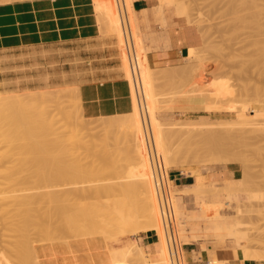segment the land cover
<instances>
[{
  "label": "rangeland",
  "instance_id": "obj_1",
  "mask_svg": "<svg viewBox=\"0 0 264 264\" xmlns=\"http://www.w3.org/2000/svg\"><path fill=\"white\" fill-rule=\"evenodd\" d=\"M94 1H95L97 10H99L98 11L99 16L101 15L100 16V18H101V41L103 44L101 49H102V51L103 50L105 51V54H108V55H105V58L101 61H104V63H108L110 65H113L114 66L113 71H117V72L121 73L122 77L125 80H128L127 77L129 76V72H127V71L129 70L128 69L129 68V64H128L129 62L126 58V54L124 51L122 31L120 28V33L116 34L117 31L114 30L116 27L113 28L115 26V24H117L116 21L120 20L119 19L120 16H118V20H115L116 17H114L115 15L112 14L111 7L108 8L109 4L107 6L106 0H94ZM178 1L188 3L187 7L189 6L188 8H190L188 10L189 11L192 10L191 13L188 11L189 16L180 19V21L182 22V24H184V26H187L188 28L192 29L193 34L195 36V42H194L193 46L190 48L189 54L193 53V51H194V53H195V51L197 53H195L193 55L191 54L192 56L191 55H189V56H191V57H195V56L200 57L201 56L202 57L204 55L202 57V59H204V57L207 58V59H205L208 61V63L206 64L207 69H205V77L206 78H205L204 84H206V87L207 86H208V88L210 87L211 88L210 90H213L212 87L214 88V86H215L214 89L216 90V88H217V90L219 91L220 97L211 99L209 101L205 100L204 102L198 101V100H193V99H191V97H189L190 100L187 99L189 96L188 94L191 90V85L188 84V83H190L189 77H187L186 74H184V73L182 75V71H181V73L177 72L178 69L181 68L185 63L182 66L175 68V69H173V68H162L165 71H161L157 68L152 67V69L155 72L157 71V75L159 74L157 76V78L159 79V80L157 79V86H158V90L159 91L161 90L160 93H163V94H160L163 96L162 97L163 100H162V105H159V106H161L164 111H162L163 115H160L157 113H151V112L146 114L145 109L143 108L144 109L143 112H145V115H147V117L150 120L159 121L163 124H167L170 127L175 126L176 123H180V124H186V123L187 124H189V123L195 124L196 123L195 126L205 125L209 129H215L218 132L222 133L221 136L223 138L227 139L228 141H230L231 144L234 143L233 145H235V146L230 144L231 146L229 145V148L232 147L234 150V147H235V150L233 152H230V153L226 152L229 154L230 157L227 154L226 155L229 158H231L233 156L235 157V155H237V159H235L236 157L234 158L235 160L231 159L233 162L232 163L227 162L228 164H225L226 161H224L225 163L224 162L223 163H217V164L200 163L199 165L196 162H194V163L193 162L192 163H183V164L181 163L178 165L179 167H177V168L162 169L160 176H159V172H158V169L156 166V168H155L156 175L158 173L159 178L161 177L160 185L162 183V185L164 186L166 191H168L167 187H169V185H171V189H172L173 193L176 195V197L181 198L184 206H186L189 209H193V205L189 199L190 197L187 195L188 191L182 190L181 188H178V187H173V184H171V180L169 178V175L171 173H184L185 177H188L187 174L189 173V171H190V174H193L192 173L193 171H194V174H197V172L200 169L201 173H203V174H208L209 172L216 173L215 180L217 182H221V180L225 179V178H227V179L232 178L230 183L234 184V187L231 186L230 188H225L226 184L220 183V185L217 187V189H220V190L212 191V193H221V194L225 195V199L227 200L226 201L227 203L222 202V203L218 204L215 207L217 212L215 215H213V217H207L205 219H202V221H205L206 226H208L214 230H213V233L210 237V236H207L206 228H205L206 226L205 225L201 226L200 228H201L202 234L197 238V240H200L198 243H201L203 245V247H206L207 249H210L213 252L217 251L219 249H227V250H231L233 252L242 253L243 258L245 257L244 259H250V258H257L258 259V258H260L258 260H264V133L259 134V135H248V131L250 128L264 129V0H216V1L215 0H178ZM104 2H106V3H104ZM158 3L160 5H166V6L172 7L173 10L177 11L178 5H177V2L175 0H158ZM163 3H168V4H163ZM99 4L102 5L101 6V8L103 7L102 9H100ZM103 4L105 5V7ZM123 4H124L125 12H127L129 14L131 12V10H133L132 3H130V1H128V0H123ZM192 5H193V7H191ZM121 8H122V5H121ZM109 9H110V12H109ZM100 10L102 12H100ZM102 13H103V15H102ZM190 14H191V16H190ZM200 15H201V17L199 18ZM111 16H112V18L114 17L113 18L114 23H113V19L110 18ZM107 19H109V20H107ZM137 19H138V22L140 24L141 21H140L138 15H137ZM201 19H202V22H201ZM129 20H130V26L132 29V34H133L134 39L136 41L137 52L139 53L141 50L140 43H142V46H144L145 48H147V47L145 44H143V41L141 38L142 35L139 34V28H137L135 26L134 22L132 21V15H129ZM113 24H114V26H113ZM120 24L121 23H119V25ZM120 27H121V25H120ZM111 31H113L115 33L111 32ZM91 49H92V47H85L84 46L83 48H78V50L70 51L66 45H59L58 47L34 49V50L27 51L24 53H19V55H3V56H0V99L3 100L5 97L9 98L11 95H12L11 98H15V97L19 98V97H23L22 95H24V94L27 96H29V95L31 96V94H32V96L33 95L38 96V94L39 93L41 94V92H42V94L43 93H47V94L49 93L46 96L44 95L45 98L42 94L39 95V96H43L42 100H41V97H37L36 99L33 97L34 98L33 99L31 96V98L33 99L34 102L31 101L30 97H27V99H26V96H25V99L23 100V102L25 101L28 103L31 101L32 102L31 104L34 103V105L33 106L31 105L30 107H33V109H36L37 110V111L35 110L36 112H39L40 108H43V109L45 108L44 111L48 110L45 113L49 112V114L51 116H54V118L59 120L61 123H63V121L66 120V116L68 115L69 111L72 112V113H69V115L71 114V118H72L71 122H73V123H75V125H77L76 129H78L80 127L79 128L80 132H78V133H80L79 135H80V137L82 136L81 137L82 139L84 137H86V139H88L86 149L88 150L89 149L88 146L89 147L91 146V148L88 151H92L90 153L86 152L84 150L85 147L83 146V144H81L82 146H80V145L76 146L75 147L76 153H75V155H73L74 159L76 158L79 160L82 158L83 163L85 162L84 165L86 164V166L91 165V164L94 165L95 163H96L95 165H98L99 162L103 161V160H100L103 158L100 157V159H99V157L97 156V155H99V153L98 154L96 153V152H100V155H102V156L105 155L104 159H105V157L106 158L108 157V158L106 159V161H104L103 164L101 163L100 165H98V168L101 165L105 166V164H106L105 162H107V160L109 161V163L107 162V164H111V168H112V169L110 168L111 169L110 174L111 173L112 174L109 175L108 171L106 173L105 170H107L110 166L106 165V168L108 167L107 169L104 166H103V168L101 166L100 169L101 168L104 169V171L103 170H101V171L103 173H106L104 175H103V173H101V174L103 176L107 175V177H108V175L110 177H112V175H113V176H116V177H114L115 179L119 177L118 181L120 180L122 182V180L123 181L125 180L124 182H126L128 176L129 175L131 176L132 172L127 171L125 169V167H124L125 162L123 163L121 160L124 157L123 153L121 152L122 151L121 147H125V145H123V143H122V145L120 146L121 150L119 151V148H118L119 145L116 143L117 141L115 139V136L114 137L113 136H110V137L106 136L105 137L106 134L104 133L106 130H112L115 133V130H117L116 127H118V126L117 125L111 126V120H112V122H113V120H115V121H117V119L119 120L118 116L106 117V118L102 117V118H98V119H87L84 117L82 109H81V98H80V92H79V85L82 82H84L88 77H93L97 73V70L95 69L94 64L97 63L98 60L97 59H90L89 56H95V54H98V53H94L95 51L92 52ZM86 51H88V52H86ZM151 51H153V50L150 49L147 53L149 54V52H151ZM92 54H94V55H92ZM92 58H96V57H92ZM148 62H149V60H148ZM126 66L128 67L127 69H126ZM125 74H127L128 76L126 77ZM158 83H160V84H158ZM159 85H163V86H159ZM169 85H170V87H169ZM164 88H168L170 93H169L168 89L164 90ZM173 88H174V90L175 89L176 90L174 91ZM184 89H186L187 91L189 90V91L187 92ZM163 91L167 92L168 95H164ZM181 91H182V93L183 92H185V93L182 94ZM167 93H165V94H167ZM174 93H179V94H177V95H179V97L177 95H175ZM185 94H187V98H186ZM171 95L173 98H171ZM174 95H175V97H174ZM181 95H185V97H183ZM166 96H168V97L170 96V98H168ZM28 98L30 99V101H28ZM38 98H39V100H38ZM52 99H53V101L58 100V102L55 101L53 103ZM166 99L168 100V103H167ZM182 99H183V101H182ZM185 99H187V101H188V102L186 101L187 104H186V102H184ZM163 101H164V103H163ZM172 101H173V104H172ZM23 102L22 103L19 102V105H16L18 103V101L15 103L12 102L10 104L14 103V105H16V106H14V105L11 106L9 104L11 107H8L7 104H3V105L0 104V109H1L0 110V115H1L0 123H2V124L5 123L4 125H6L8 123V122L7 123L5 122L6 119L5 120L2 119L3 116L6 115L3 112H6V113L9 112V113L17 114V112L20 111L21 107H23L25 105V104H23ZM35 102L36 103L38 102V103L36 104ZM48 102H51V103H48ZM60 103H61V105H59ZM21 104H23V106H21ZM46 104H48V105H46ZM171 104L173 107L171 106ZM29 105H30V103L26 104L23 107L22 111L23 112L27 111L24 108L26 106L29 108ZM36 105L38 106V109L36 108L37 107ZM40 106H42V107H40ZM60 106L62 108V110L60 111L61 113L58 112L61 109ZM164 106H166V108ZM14 107L15 108L17 107L16 110ZM27 107H26V109H28ZM47 107H49V108H47ZM11 108H13V110ZM18 108H20V109H18ZM65 108L67 111L65 110ZM171 108H173V109H171ZM10 109H11V111H10ZM40 110H42V109H40ZM64 110L68 113H66V112L64 113L63 112ZM2 114H4V115H2ZM49 114H48V116H50ZM73 114H74V116H73ZM62 115H64V116L66 115L64 119H62L63 118ZM121 116L123 117V115H120V117ZM68 118H70V117H68ZM68 118H67V120H69ZM57 120L54 121L56 124L55 127H59V124H60L59 121H57ZM75 121H77V122H75ZM102 123H104V124H102ZM108 124H109V126H108ZM113 124H114V122H113ZM116 124H118V123H116ZM103 126L105 127V129L107 126L108 127L106 130H104ZM112 127H114L115 129ZM60 129L57 131L63 132V131H60ZM81 129H82V131H81ZM77 131H79V130H77ZM112 131H110L109 133H113ZM82 133H83V135H82ZM101 134L102 135L104 134V135L101 136ZM121 134L122 133H119L120 136H121ZM66 136H67V137H65L66 140L69 136H70L69 138H71V135L69 133H67ZM92 136H93V138L95 137L94 138L95 140L92 138ZM100 136L102 138L97 139ZM104 137L107 140H105ZM109 138H111V139L109 140ZM89 139H91V140H89ZM113 139H115V140L112 141ZM173 139L174 140L172 143L176 144L178 139H182V136H175V137H173ZM98 140H100V141H98ZM93 141H95V143ZM149 141H150V149H151V152L154 156L153 142L150 138H149ZM0 142H3V141L0 139ZM67 142H64L63 144H61V146L59 145L56 148L59 150L61 148H62L61 150H66L67 147L68 148L71 147L70 144H67ZM65 143L69 146H67ZM69 143H70V141H69ZM3 144H4V142H3ZM88 144H90V145H88ZM93 145H95L94 146L95 149H94ZM43 147H45V149ZM42 148L43 149H41V147H39V150H38V148L36 149L39 152L38 155L44 154V150L46 152L47 149H49L46 146H42ZM78 148L79 149L82 148L80 150L83 152L79 151ZM117 148H118V150H117ZM232 148L229 151H232ZM5 150H6V148L3 151H5ZM95 150H97V151H95ZM15 151H16V148H15ZM15 151L14 152L10 151V156H12L11 152H13L14 156H16L15 154L18 153L19 150H17V152H15ZM102 151H103V153H102ZM111 151H113L114 153H112ZM116 151H118L117 152L118 154L115 153ZM33 152L34 153H31V154H35V153L37 154L36 151H33ZM79 152H80V155H79ZM235 152H238L239 154L238 153L235 154ZM86 153L90 154V156ZM111 153L114 157H110ZM114 154H116V155H114ZM95 155H96V157H95ZM238 155H240V157ZM34 156L35 155H29L27 160H25V157L23 158L25 160V167L26 168L24 167V164H20L22 161L20 163H18V165H17L16 160H15L16 162L13 161L14 163H16V164H14V166H16V167H14V166L11 167L9 165L10 164L13 165L12 162H9V164H7L8 166H5L6 162H5V160H3L4 163L2 162V165L5 164L4 165L5 168H3L4 166L2 168L0 167V171L3 172V170H6L7 173H0V176H1V174H3V177H4L2 180L1 179L2 176H1L0 181H2V182L5 181V182H3V183H5V185H3V186H5V188L2 187V190H4V189L8 190L9 188H7L6 183H8L10 181V179L13 180L12 179L13 176L17 177L19 172H21L22 178L27 179L24 181V185H22L24 187L19 186L20 188L26 189V192L24 194H28V196L29 195L32 196L31 194H33V193H34L33 195H35L38 192H40V194L44 193V195H45L44 197L41 196L39 193L38 194L41 196L40 200L43 197V201L47 202L46 201L47 199H49V201H52V200H50V198L53 196L58 197L57 195L56 196L54 195L55 193L58 195L59 194L63 195L67 191L72 189L73 186H71V185H69L68 187H66V186L68 184H72L73 181H76V182H74V184L76 183V186L74 187L75 189L74 190L72 189L73 191L71 190L74 193V191L76 190L77 184H79V183L83 184L84 182H87L89 179H90L89 180V182H90L93 175H94L93 176L94 180L93 179L92 180L94 182L96 181V183H98L99 182L98 179L99 180L101 179V175H98L101 172L100 170L94 169V172L100 171L97 174H95L96 172L93 173V170H90V171H92L93 175L92 174L85 175V178H84V175L82 176V178H81V175H79L80 178H77L78 177L77 175H75L76 177H74L70 174H69V177L66 178L67 176L65 177V175L62 174L63 173L62 171L56 170V167H57L56 165L59 166L61 163L64 164L67 162L69 165V162L73 160L72 157L70 158V160L67 158L69 160V162H68V160H66V158L63 159V158H60L59 156L57 158L47 159L46 156L41 155L42 156L41 160L44 158L45 160L43 159V161H45V162L43 164V167L37 168V167H35V166H38L37 157H34ZM241 156H243L244 159ZM8 157L5 156L4 158L8 159ZM17 157H18V155H17ZM88 157H89V159H88ZM119 157H121V158H119ZM96 158H98L99 160L97 159V161L95 162ZM110 158L113 160V163H115L117 161L119 163H121V170H122V165L124 164L123 167H124V170L126 172L123 170L121 171L124 176H122V174L119 175L120 171L118 173L115 172V169L112 167L113 164L110 163V161L112 162V160H110ZM115 158L117 161L115 160ZM11 159L13 160L14 158H12V157L9 158L10 161H11ZM32 159L34 160V162L32 161ZM51 159H53L50 162V163H52V165H51L52 167L49 166L50 165L49 161ZM240 159H242L243 161ZM17 160L19 162V159H17ZM119 160H121V161H119ZM38 161H39V159H38ZM27 162H29V163L31 162L35 166L31 163L26 164ZM73 162H74V160H73ZM77 162H79V161H77ZM81 162L82 161H80L79 164H81ZM87 162H89V163L87 164ZM40 163L41 162H39V164ZM67 163H66V165H67ZM83 163L81 165H83ZM245 163L248 165V167L246 166ZM47 164H48V166H47ZM40 165H42V164H40ZM93 165H92V167L91 166H87V167H91V169H92ZM213 165H216V166H213ZM29 166L31 167L30 170H29ZM244 166L247 167V169ZM19 167L25 168L24 169L25 172L24 173L22 172V170H23L22 168H21V171L15 170V168L17 169ZM44 168H45L46 172L44 171ZM48 168H50V169H48ZM94 168L98 169L96 166ZM12 169L15 172L18 171V174L15 175L17 172L16 173L12 172L13 171ZM233 169L238 170V175L236 178L233 177V174L231 172V170H233ZM52 170H53V172H51ZM11 172H12V174H14L13 176H12V174L10 175ZM47 173H49V174H47ZM8 174L10 175V179H8L9 178ZM38 174H39V176H37ZM54 174H55V176H54ZM72 174L74 175L75 172H72ZM4 175L8 176V178L6 179L8 182H6ZM56 175H58V177H60V179H58ZM11 176H12V178H11ZM19 176H20V174H19ZM99 176H100V178H99ZM32 177L34 179H32ZM53 177H55V178L53 179ZM28 178L31 180L29 181ZM121 178H123V179H121ZM57 179H58V182H57ZM84 179L85 180L87 179V180L85 181ZM68 180H69V182H68ZM189 180H190V183H192V179H189ZM77 181H79V182H77ZM82 181H84V182H82ZM93 181L90 183V186H91V184H93L92 186H94V184H96ZM128 181H129V179H128ZM26 182L29 183V185ZM31 182H33V184ZM52 182H55V184H53ZM111 182H113V181H111ZM39 183H41V186H43V187L38 186V185H40ZM49 183H50V185H49ZM87 183H85V184L87 185ZM88 185H89V183H88ZM70 186H71V188H70ZM78 186L79 187H77V188H80V186H81V189H82L85 185L84 186L78 185ZM90 186H86L87 188L84 187V190L87 192H85L83 190L80 191L81 189H77L76 192L80 193L78 197L79 198H80V196L84 197V199L81 198L82 200L80 199L78 202H76L77 200H75V199H74V201L67 199V197H64V198H66L69 201H65L63 199V197H61V195H60V197L63 199V201L66 202V205L68 204L67 202H69L70 204L72 202H74V203L76 202L75 204H78V205L80 204L79 206L76 205V207H72V208L77 209L76 215L78 213L80 214L81 211H83L79 216V218L81 217V219L84 217H89V216L92 217L93 215L96 216V214H97L96 210H99V209H97L96 207L93 206L94 201L95 202L100 201L101 205H100V202L97 203V205H100L101 207H102V205H103V207L106 206L105 203H102L104 200H98L97 201V198H95L94 196H92L95 199V200H93V198H92L93 204L91 202H89L90 201L89 198H91V197L89 196L88 191H90V190L88 188H91ZM41 188H46V189H42V190L37 191V189H41ZM68 188H70V189L68 190ZM235 188H236V191L234 190ZM227 189L229 191L231 189L232 190H231V192H229ZM34 191H36V192H34ZM160 191L162 193V189ZM58 192H60V193H58ZM46 193H47V199L45 200L44 198H46ZM130 193H132L133 195H131ZM38 194H36V195H38ZM48 194H49V196H48ZM129 194H127V196L125 195V198L130 196L129 198H126L127 199L126 201L128 203L130 201V205H128V207L129 206L131 208L133 207V210L134 209L136 210L138 206L135 207V206H131V205H138V202L136 203L137 198L133 192H129ZM65 196H66V194H65ZM54 197H53V204L52 205L56 204V206H57L58 202H55V201H58L59 197L56 199ZM78 197H77V199H78ZM131 197H134V199H133L134 202L131 200ZM54 199H55V201H54ZM135 199H136V201H135ZM83 200H85L86 202L80 203ZM43 201H42V203H43ZM60 202L62 203V200H60L59 203ZM61 203H60V205L58 204V207L60 206L61 208H63L61 205H63V204L65 205V203H63V204H61ZM74 203H72L73 206H74ZM38 204L39 203H37V206H38ZM94 205H96V203ZM39 206L45 207L46 204L42 205L40 203ZM48 206H47V208H48ZM68 206L70 207V205H67V207ZM52 207L53 206H51V209H53ZM97 207H99V206H97ZM54 208H55V206H54ZM69 209L72 210L71 207ZM103 209L104 208H102V210ZM106 210H107V208H106ZM46 211H48V210H46ZM72 211L74 212L75 210H72ZM44 212H45V210H44ZM98 212H100V210ZM102 212L104 213L105 211L103 210ZM205 213H206V211L204 210L202 213H191L190 216L192 218H198V217H202ZM165 214H166V211H165ZM208 215H210V212L208 213ZM0 216H1V214H0ZM101 216H102V214H101ZM170 218L172 221L175 220V218H176L175 212L170 213ZM52 219L54 220V216H52V218L49 217V219H47V220L49 221ZM47 220H46V222H47ZM53 220H52V224H50L51 222L49 221L50 222L49 224L51 226L53 225V223H56L58 220H61V218L56 217L54 222H53ZM167 221H168V218H167ZM186 221H188V217H186V218L182 217V218H180V220H179V216L177 217V222L181 223L179 225L180 228H181V226L185 225ZM2 223H4V222H2ZM89 224H91V223H89ZM1 226H3V224H0V228L2 230V232L0 230V245H1L0 246V261H3L5 259H6L5 261H7V258H8V261L12 260V262H14L15 258L13 257V253H14L13 249L15 246L12 245L11 243H9L8 240H6V239H9V241H10V238H11V237L7 238L6 234L8 236H10V235H12L13 232L12 233L8 232L9 231L8 230L5 232L6 234H2L4 232L3 230H7V229L5 228V226H4V229H2L3 227H1ZM53 226H55V224ZM89 226H91V225H89ZM190 228L191 227L189 225L187 228V230H188L187 232L191 238L192 233L190 232ZM30 229H31V227L29 228V230ZM173 229L175 230V227H173ZM31 230H32V233L31 232L29 233L27 231L28 235L31 236L29 239L30 240L33 239L31 242L32 245H33V242L38 239L36 242L39 244H37V245L34 244L33 247L35 248L37 253H39L41 260L44 259V261L45 260L48 261V264H57L56 261L62 259L65 255L63 254V252H58L57 250H54V249L55 248L56 249L62 248L59 246H65V245L67 246L68 244L78 245V244H82V243H85L88 241L94 242L95 243L94 247H96L97 249L93 250L94 253H92V254H94L93 255L94 258H98V255L101 256V254L104 253L101 256V258H98L99 261L102 262V264H106V261H107V259H105V256L107 258V254L105 253L106 250H108L109 252L110 251L113 252L114 258L111 261L112 264H121L122 259H121V257H119L120 255H119V249L118 248L129 245L130 243H137L138 245L143 247L141 244H139V241H138V239L140 238V235L142 233H139V234H129L128 233L124 236V235L118 234L119 232L114 230V232H117L116 234L120 237H117L116 234L113 236L112 234H109L107 232H105V233L101 232L100 236H92L89 238L75 240V241H62V242L46 243L45 238H43L40 234H37V231L35 230L34 227H32ZM100 231H98V232H100ZM111 231H112V229H111ZM112 232H110V233H112ZM114 232H113V234H114ZM102 233H104V234L102 235ZM110 235H112V237ZM3 237L6 239H4ZM14 237L16 239L15 234H14ZM105 237H107V240H105ZM13 238H11V241L15 242V240ZM108 238H111V239L108 240ZM2 239L4 241H2ZM157 239L159 241L158 236H157ZM5 240H6V242H5ZM16 240H17L16 242L18 244V236H17ZM7 242H8V245L10 246L9 247L6 245L7 247L12 248L14 246L12 250L6 248L7 250H9L10 253H8V252L7 253L11 257L6 253V250H5V247H6L5 244H7ZM178 244H179V242L174 244V249H177ZM184 246L185 245H183V248H184ZM178 247H179V249H182V246L178 245ZM144 250H145L146 254H148L149 251L146 248H144ZM3 252L5 255L3 254ZM3 255L7 256V258L3 257ZM176 257H177L176 260H178L179 264H181V262L179 261V258H178V254L176 255ZM13 259H14V261H13ZM77 259H79V258H77ZM95 260L96 259H94L93 261H95ZM216 260L219 261L218 259H213L212 261H216ZM61 262H62V264H72L69 262L64 263L63 260ZM97 262H98V260H97ZM101 262H98V263L101 264ZM94 263L95 262H93L91 264H94ZM98 263H96V264H98Z\"/></svg>",
  "mask_w": 264,
  "mask_h": 264
},
{
  "label": "bare ground",
  "instance_id": "obj_2",
  "mask_svg": "<svg viewBox=\"0 0 264 264\" xmlns=\"http://www.w3.org/2000/svg\"><path fill=\"white\" fill-rule=\"evenodd\" d=\"M0 1H8L9 2L11 0H0ZM106 1H107V6L109 4L108 8L111 7L112 14L115 15L114 17H116L115 20H118V16H120L119 17L120 20L116 21L117 24H115V26L113 24V26H114L113 28L116 27L114 29L117 31L116 34L120 33V28H121L120 25L121 24L119 25V23H121L120 21H122V8H121L120 1L119 0H106ZM175 1L177 2V5H178L177 11L179 13V16L180 17L189 16V12L191 13L192 10L191 11L188 10V9H190V8H188L189 6L187 7L188 3L180 2L178 0H175ZM104 3H106V2H104ZM101 6L102 5L99 4L100 9L103 8V7L101 8ZM104 7H105V5H104ZM191 7H193V5ZM100 12H102V11L100 10ZM109 12H110V9H109ZM126 14H127V18H128L127 19L128 23L130 25V20H129L130 14H128L127 12H126ZM102 15H103V13H102ZM190 16H191V14H190ZM200 17H201V15L199 16V18ZM110 18H112V16ZM109 19H107V20H109ZM201 22H202V19H201ZM113 23H114V19H113ZM113 31H111V32H113ZM113 33H115V32H113ZM140 46H141L140 52L138 53L136 51V63H138V68H137L136 74H133L131 72L130 67L128 68L127 66H126V69L128 68L129 70L128 71L126 70V71L129 72V76L127 74H125V76L126 77L128 76L127 78L130 80V86L132 89V98L134 101L133 111L129 114L123 115V117L121 116L122 118L120 116H118L119 120L117 119L118 122L113 120L114 124H113L112 120L110 119L111 120V126H114V125L118 126V127H116L117 130H115V133L112 130H106L107 127L109 126V124L106 127V129L103 126L104 130H106L104 132L106 134L105 137L106 136H109V137L115 136V139L117 141V142L116 141L115 142L119 145V147H118L119 151L122 149L121 152L124 155V157H123L124 159L122 158L121 160L123 163L125 162V166H124V164L122 165V170L125 171L124 170V167H125V169L127 171L132 172L131 176L130 175H129L130 177L128 176L126 182H124L125 180L124 181L122 180V182L119 180L120 181L119 182L118 181L119 177L115 179L114 177H116V176H113V175H112V177L109 176L112 174V173L110 174V172H111L110 170L112 168H111V164H107V162L109 163L108 160H107V162H105L106 163L105 166L104 165L103 166L105 168H106V165L110 166L109 168L107 167L109 170L107 168H106L107 170H105L106 173L108 171L109 175H108V177H107V175L103 176L104 174H106V173H103L101 171V170L104 171V169H102L103 166L101 165L102 168L100 169L101 166H99V168H98V165H100L101 163L103 164L104 161H106V159L108 157L107 158L105 157V159H104L105 155L104 156L100 155V152H96V153L97 154L99 153L100 156L99 155H97V156L99 157V159H100V157L103 158V159H100L103 161L99 162V163L97 162L98 165H95L96 163L94 164L98 169L94 168L95 166L93 164L87 165V166H91V167L93 165L92 169H91V167H87L86 164L84 165L85 162L83 163L82 158L79 160L76 158L74 159L73 155H75V153H76V151H75L76 146H79V145L82 146L81 144H83V146L85 147L84 150L86 152L90 153L92 151H88L91 148V146L90 147L88 146V148H89L88 150L86 149L88 139H86V137L83 136L85 138V139L83 138L84 139L83 140L81 138L82 136L80 137V135H79L80 133H78V132H80V129H79L80 127L78 126L79 128L76 129L77 125H75V123L71 122L72 118H71V114L69 115V113H72V112H70V111H69V113L66 112L67 110L65 108L66 111L64 110L63 112L68 113L67 116L70 117L71 119L65 115L66 120H64L63 123H61L59 120L55 119L54 116H51L49 114V112L45 113L48 111V110L44 111L45 108L44 109L40 108L42 110L39 109V112H36L37 111L36 109H33V107H30L31 105L32 106L34 105V103L31 104L32 103L31 101H33L34 98L36 99L37 97H41V100H42L43 99L42 97L44 95L45 96L48 95L49 93L48 94L47 93L42 94V92H41V94L43 96H39V95H41L40 93L38 94V96H36V95L32 96V94H31L32 98L34 97L33 99L31 98V96L29 94H28L29 96L24 94V95H22L23 97H19V98H16V97L11 98V96H12L11 95L9 98L5 97L3 100L0 99L1 100L0 104H2V105L7 104L8 107H11L17 101H18V103L16 105H19V102L22 103L23 100L25 99V96H26V99H27V97H30V99H31V101H30V99L28 98V101H30L28 103H30V105H29V108L26 106L28 109H26V107L24 108L25 110H27V111L24 110L25 112L22 111L23 107L26 104H28L25 101H24L25 103L23 102V104H25V105L23 106V104H21V106H23V107H21V109L18 108V109H20V111H18L19 113L17 112V114H13V113H9V112L6 113V112H3L4 110L2 111L4 114H6V115L2 114L5 116V117L3 116L2 119H4V120L6 119L7 121L5 120V122L6 123L8 122V123L6 125H4L5 123L4 124L0 123V139L4 142V144H3V142H0V167L2 168L5 164H6L5 166H8L7 164H9V162L13 163V165H11V164L9 165L12 167V166H14V164H16L13 162L15 160L17 161V165H18V163H20L22 161L20 164H24V167H25V160H27L29 155H35L34 157H37L38 166H35L33 163L30 162L31 164H33L37 168L43 167V164L45 161H43L44 158L41 160L42 156H46L47 159L57 158L59 156L60 158H63V159L66 158V160H68V159L70 160V158L72 157L74 162L72 160V161H70L71 162L70 163L68 160L69 165L67 162H66L67 165H66V163H64V164L61 163L59 166L56 165L57 166V167L55 166L56 170L62 171L63 172L62 174H64L65 177L67 176L66 178L69 177V174L74 176V177H76L75 175H77L78 176L77 178H80L79 175H81V178L84 175V178H85V175L92 174V171H90V170H93V173L96 172L95 174H97L101 171L100 174H98V175H101V179L100 180L98 179V181H99L98 183H96V181L95 182L93 181L94 175L92 174L93 176L91 178V181L89 182L90 179L87 181L89 183V185L87 182L82 181L84 183L83 184L82 183L77 184V187H79L78 185H83V186L85 185L84 187L90 186V183L93 181L96 184H94V186H92L93 184H91V186H90L91 188H88L90 190V191H88V193H89V196L91 197V198H89L90 199L89 202L92 203L93 200H95L92 197V196H94L95 198H97V201L98 200H104L102 203H105L107 206V207L106 206L103 207V205H102V207H101L100 201H99L100 205H97V203H99V202L94 201V204L96 203V205L99 207H97L96 205H94L92 203L93 206L96 207L97 209H99L100 212H98L99 210H96V212H97L96 216L91 215L92 217L89 216V217H84L81 219V217L79 218V216L83 211H81L80 214L77 212L79 214V215L77 214L78 215L77 216L76 215L77 209L72 208V207H76V205H78L75 203L78 202L81 198L84 199L83 196L82 197L80 196V198H79L78 196L80 193L76 192L77 189H81V186H80V188L76 187V190L74 191V193L72 192L75 189L74 187L76 186V183L74 184V182H76V181L72 182L73 185L72 184H68V185L66 184L67 185L66 187H68L69 185L73 186V188H72L73 190L70 189L71 186H70V188H68V190L69 189L70 190L65 193L66 196L63 193H62L63 195H61V194L58 195L56 193L54 194L55 196L57 195L59 197L58 198V197L53 196L55 199L56 198L59 199V200L57 199L58 201H55V199H54L55 202H58V204L60 205L61 202L59 203V201L62 200L61 204L65 203V205L63 204L64 206L61 205L63 207V208H61L60 206L58 207V204H57V206L55 203H54L55 205H52L53 204V197L50 196L52 198V199L50 198V200H52V201H49V199H47V193H46V198H44V199L45 200L47 199L46 201L49 204L47 202L43 201V197L45 196L44 193H42L43 194L42 195V194H40V192H38L41 196H43L41 200H40L41 196L38 193H36L38 195H36V194L33 195L34 193L32 192L33 193V194H31L32 196H30V195L28 196V194H24L26 192V189L20 188L19 186L24 185V181L27 179L22 178L21 172H19L20 176L18 174V171L19 170L21 171L22 167H19L20 169L15 168V170H18V171H16L17 173L12 169L13 171L12 170L11 171L15 172L16 173L15 175L18 174L17 177L15 176L16 178L13 176L14 174H12V172L10 173V175L12 174L13 178H12V176H11V178L13 180L10 179L9 174H8L9 178L7 175H4L5 180L7 178L10 179L9 182L6 180V182H8V183H6L7 188H9L10 190L9 189L8 190L7 189L2 190V187L5 188V186H3V185H5V183H3L5 181H3V182L0 181V214H1L0 222L1 221L4 222V223L1 222L0 224H3V226H1V227H3L2 229H4V226L7 229V230H3L4 232L2 234H6L5 232L9 230L8 232H11V233L13 232L15 234L16 239L18 236V244L16 242L17 240L15 239L13 233H12L13 236L12 235L8 236L7 234H6V236H7V238H9V237L13 238L14 237L13 239L15 240V242H12L11 238L9 241V239H6L3 237L4 239L8 240L9 243H11L12 245L15 246V247L13 246L14 247V249H13V247L9 248L10 246L8 245V242H7V244H5V246L6 245L9 246V247H7V246L5 247L6 253L7 252L10 253L9 250H7V249H11V250L13 249V252H14L13 257L15 258V261H14V259H13L14 262H12V260L8 261L7 256H4L5 254L3 252V254H4L3 257L7 258V261H5L6 259L4 258L5 260L0 261V264H46L44 259L41 260L39 253H37V251L33 247L34 244H36V245L39 244L36 242L38 239L33 242V245L31 243L33 239L32 238H31L32 240L29 239L31 236L28 235V232L32 233V230H31L32 227L35 228V230L37 231V234H40L43 238H45L46 243H54V242H62V241H75V240L89 238L92 236H100L101 232H104V233L107 232V233L112 234L114 236L117 233V232H114V230L118 231L119 232L118 234L124 235V236L128 233L129 234H139V233H148L150 231H153V232L157 233V236L159 238V241L157 244L158 252L146 254L144 252V250L141 248V246H139L137 243H130L129 245L118 248L119 249V255H120L119 257H121V259H122L121 264H175V258L174 257H175V255H177V252L176 251L174 252V250H173V247H174L173 233L171 231L172 220L170 218V213L175 212L174 197L170 191V187H167L168 191H166L164 186L162 185V183H161V185L159 184V182H158L159 180H157V175H156V171H155L156 166H157L159 176H160L162 169L177 168V167H179L178 165L181 163L183 164V163H192V162L194 163V162H196L198 165L200 163L217 164V163H223L224 161H226V163L224 162L225 164L232 163L233 161L231 159H233V160L237 159V155H235V154L238 152H235V154H234L236 158L234 156L229 158L230 156L226 152H229V153L233 152L235 150V147H234V150L231 147L232 151H229V150H231V148H229V145L231 144V142L228 141L227 139L223 138L221 136L222 133L218 132L215 129H209L205 125L195 126L196 123L195 124L176 123L175 126L170 127L167 124H163L159 121L150 120L147 117V115H145V112H146V114L151 112V113H157V114L163 115L162 111H164V110L161 106H159V105H162V100H163L162 97L163 96L160 94H163V93H160L161 90L159 91L158 86H157V79H158L157 76L159 74L157 75V71L155 72L152 69L150 63L148 62V53H147L148 50L145 51V49L143 48V46L141 44H140ZM195 53H197V52L195 51ZM195 53L193 51V53H190L189 55H191V54L193 55ZM189 55L185 58V64L181 68H179L177 71L178 73L179 72L181 73V71H182V75L184 73V74H186L187 77H189L190 83H188V84L191 85V90L188 94L189 95L188 98H187V94H185L186 98L190 100L189 97H191V99H193V100H198V101H203V102L205 100L209 101V100L214 99V98H219L220 97L219 91L217 90V88H216V90L214 89L215 86H214V88L212 87L213 90H210L211 88L210 87L208 88V86L206 87V84H204L205 78H206L205 77V69H207L206 64L208 63V61L205 59H207V58L204 57V59H202V57L204 55L202 57L201 56L200 57L199 56L198 57L197 56L191 57L192 55L191 56H189ZM173 69H175V68H173ZM159 70L165 71L162 68H160ZM158 84H160V83H158ZM159 86H163V85H159ZM169 87H170V85H169ZM165 89H168V88H164V90ZM186 89H184V90L187 91ZM173 90H174V88H173ZM168 91H169V89H168ZM182 91H181V93H182ZM165 93H167V92H164V95H168V93L167 94H165ZM169 93H170V91H169ZM183 93H185V92H183ZM174 94L177 95L179 93H174ZM175 95H174V97H175ZM185 95H181V96L185 97ZM45 96H44V98H45ZM177 96L179 97V95H177ZM166 97H168V96H166ZM168 98H170V96ZM171 98H173L172 95H171ZM187 99H185L184 102H186ZM38 100H39V98H38ZM52 101H53V99H52ZM55 101H53V103ZM182 101H183V99H182ZM12 102H14V103L10 104ZM56 102H58V100ZM187 102H186V104H187ZM48 103H51V102H48ZM163 103H164V101H163ZM167 103H168V100H167ZM172 104H173V101H172ZM172 104H171V106H172ZM16 105H14V106H16ZM46 105H48V104H46ZM59 105H61V103ZM166 106H164V107L166 108ZM40 107H42V106H40ZM16 108H15V110H16ZM36 108L38 109V106ZM47 108H49V107H47ZM60 108H61V106H60ZM143 108L145 109V112H143L144 111ZM11 109L13 110V108H11ZM11 109H10V111H11ZM171 109H173V108H171ZM61 110H62V108L58 112H60ZM48 114L50 116H48ZM62 116H63L62 119H64L65 116L64 115H62ZM73 116H74V114H73ZM0 117H1V115H0ZM67 118L69 120H67ZM54 119L59 121V123H60L59 127H55L56 124L54 122L55 121ZM77 121H75V122H77ZM115 122L118 124H116ZM102 124H104V123H102ZM112 128H114V127H112ZM59 129H60V131H63V132H58L57 130H59ZM77 130H79V131H77ZM81 131H82V129H81ZM110 131H112L113 133H109ZM67 133H69L71 135V138H69L70 137L69 136L66 140L65 137H67L66 136ZM119 133H122L121 136L119 135ZM262 133H264V129L250 128L248 131V135H259ZM82 135H83V133H82ZM103 135L101 134V136H103ZM101 136L98 137L97 139H101L102 138ZM175 136H182V139H178L177 143L173 144L172 143L174 140L173 137H175ZM92 138H93V136H92ZM111 138H109V140ZM149 138L153 142L154 156H153L151 149H150ZM115 139H113L112 141H114ZM89 140H91V139H89ZM105 140H107V139L105 138ZM69 141H70V143H69ZM98 141H100V140H98ZM64 142H67V144H70L71 147H69V148L67 147L66 150H61L62 148L59 150L56 148L59 145L61 146V144H63ZM93 142L95 143V141H93ZM122 143H123V145H125V147H121V149H120V146L122 145ZM233 144L234 143H232L231 145H233ZM88 145H90V144H88ZM42 146H46L49 149H47L46 152L44 150V154H41L42 155L41 156V155H38L39 152L36 149L38 148V150H39V147H41V149H43V148L45 149V147L42 148ZM67 146H69V145H67ZM94 146L95 145H93V147ZM233 146H235V145H233ZM5 148H6V150L3 151ZM15 148H16V151H15ZM82 148H80V149H82ZM118 148H117V150H118ZM80 149L78 148L79 151H81ZM94 149H95V147H94ZM17 150H19V152L15 154L16 156H14L13 152L14 151L17 152ZM10 151H13V152H11L12 156H10ZM33 151H36L37 154L36 153L31 154V153H34ZM95 151H97V150H95ZM81 152H83V151H81ZM111 152L114 153L113 151H111ZM117 152L118 151H116L115 153H117ZM88 153H86V154H88ZM102 153H103V151H102ZM112 153H111V155H112ZM226 154L229 157H227ZM17 155H18V157H17ZM79 155H80V152H79ZM88 155L90 156V154H88ZM111 155H110V157H114L113 155L112 156ZM114 155H116V154H114ZM5 156L6 157L9 156L8 159L4 158ZM238 156L240 157V155H238ZM11 157L14 159L13 160L11 159V161H10L9 158H11ZM24 157H25V160L23 159ZM95 157H96V155H95ZM121 157H119V158H121ZM241 157H243V156H241ZM116 158H115V160H116ZM17 159H19V162ZM38 159H39V161H38ZM88 159H89V157H88ZM97 159L98 158H96V160L94 159L95 162L97 161ZM243 159H244V157H243ZM3 160H5V162H6L4 165H2ZM52 160L53 159H51L49 161V163ZM76 160L79 162L82 161L81 164L83 163V165L79 164V162H77ZM110 160H112V159L110 158ZM121 160H119V161H121ZM240 160H242V159H240ZM32 161L34 162L33 159H32ZM39 162H41L40 164H42V165H40ZM30 163L27 162L26 164H30ZM88 163L89 162H87V164ZM110 163H112L113 165L115 164L114 166L112 165V167L115 169L116 173H118L120 171L119 175L122 174L121 163H119L118 161L113 163V160H112V162L110 161ZM48 164H47V166H48ZM51 165H52V163H50L49 166H51ZM5 166L3 168H5ZM246 166L248 167L247 164H246ZM14 167H16V166H14ZM247 167H245V168L247 169ZM25 168H22V169L24 170ZM30 168L31 167L29 166V170H30ZM50 168H48V169H50ZM94 169L100 170V171L94 172ZM23 170H22V172L24 173L25 170L24 171ZM53 170L51 172H53ZM44 171H45V168H44ZM72 172H75V174L73 175ZM0 173H7V171L3 170V172L0 171ZM101 173H103V175ZM192 173L194 175V171ZM39 174L37 176H39ZM47 174H49V173H47ZM188 174L190 175V171ZM1 176H2L1 179L3 180V178H4L3 174H1ZM54 176H55V174H54ZM56 176L58 179H60V177H58V175H56ZM122 176H124V175L122 174ZM54 178L55 177H53V179ZM99 178H100V176H99ZM32 179H34V178L32 177ZM58 179H57V182H58ZM121 179H123V178H121ZM128 179H129V181H128ZM160 179H161V177H160ZM30 180L31 179H29V181ZM111 181H113V182H111ZM55 182H52V183L55 184ZM68 182H69V180H68ZM77 182H79V181H77ZM201 182H203V181L201 180ZM31 183L33 184V182H31ZM85 183H87V185ZM27 184L29 185V183H27ZM39 184L40 185H38V186H41V183H39ZM49 185H50V183H49ZM22 187H24V186H22ZM41 187H43V186H41ZM84 187L80 191H82V190L85 191ZM42 189H46V188L37 189V191L42 190ZM161 189H162V193L160 191ZM231 190L230 191L228 190V191L231 192ZM234 190L236 191V188ZM34 192H36V191H34ZM85 192H87V191H85ZM129 192H133L137 198V201H136V199H135V201H136V203L138 202V205H131V206H135V207L138 206L136 210L135 209L133 210V207L132 208L130 206L128 207V205H130V201L128 203L126 201L127 200L126 198H129L130 196L125 198V195L127 196V194H129ZM58 193H60V192H58ZM130 194L133 195L132 193H130ZM60 195H61V197H63V199L65 201H69L67 199H70L73 201H74V199L77 200L75 203L72 202V203H74V206L72 205V203L70 204L69 202H67L68 203L67 205H70L71 209L75 210L74 212L69 209L70 208L69 206H68L69 208L67 207L66 202L63 201V199L60 197ZM48 196H49V194H48ZM64 197H67V199ZM77 197H78V199H77ZM92 198H93V200H92ZM133 199H134V197H131L132 201H133ZM42 201H43V203H42ZM83 202H86V201L83 200L80 203H83ZM37 203H39V204L41 203L42 205L46 204V206H45L46 208L48 205L49 206L46 209L44 206L40 207L41 205L39 206V204H38V206H39L38 207ZM51 206H53L52 207L53 209H51ZM54 206H55V208H54ZM102 208H104L103 209L105 211L104 213L102 212L103 211ZM106 208H107V210H106ZM44 210H45V212H44ZM46 210H48V211H46ZM165 211H166V214H165ZM101 214H102V216H101ZM52 216H54V220L52 219L53 222L55 221L56 217L61 218V220H58L56 223H53V225L55 224V226L50 225V224H52V220H49L51 223L47 220V219H49V217L52 218ZM167 218H168V221H167ZM45 219L47 220L48 223L46 222ZM89 223H91V224H89ZM88 224L91 226H89ZM30 227H31V229H30L31 231L29 230ZM111 229L114 232V234L111 231ZM0 230H1V228H0ZM98 231H100V232H98ZM1 232H2V230H1ZM110 232H112V233H110ZM104 233H102V235ZM112 235H110V236L112 237ZM116 236L120 237L117 234H116ZM109 239H111V238H108V240ZM6 240H5V242H6ZM105 240H107V237H105ZM2 241H4V240L2 239ZM94 245H95L94 242L88 241V242L78 244V245L68 244L67 246L65 245V246H59V247H62L63 249L66 248L69 250L68 253H69V256H71V257L67 258L68 260H71L69 263H72V264H84V263L85 264H91V263L95 262L94 264H96L98 262H101V261H99L98 258H101V256L104 253H102L101 256L98 255V258H94V256H93L94 254H92V253H94L93 250L97 249L96 247H94ZM105 253L107 254V258L105 256V259H107L106 264H112L111 261L114 258L113 252L112 251L109 252L108 250H106ZM77 258H79V259H77ZM67 259L66 258L63 259L64 263L67 261ZM94 259H96V260L93 261ZM97 260H98V262H97ZM101 264H102V262H101ZM177 264H179L178 260H177Z\"/></svg>",
  "mask_w": 264,
  "mask_h": 264
},
{
  "label": "crops",
  "instance_id": "obj_3",
  "mask_svg": "<svg viewBox=\"0 0 264 264\" xmlns=\"http://www.w3.org/2000/svg\"><path fill=\"white\" fill-rule=\"evenodd\" d=\"M128 1L133 7L129 14L132 15V21L139 28L143 44L147 47L143 46V48L145 51L153 50L148 54L151 67L160 69L182 66L195 42L192 29L184 26L180 21L184 17H180L172 7L160 5L158 0ZM137 15L141 21L140 24ZM59 45H66L70 51L84 46L92 47L91 51L98 53L95 56H89L90 59L98 60L94 64L97 73L79 85L81 109L85 118L114 117L133 111L131 86L121 73L113 71V65L101 61L108 54L101 49L103 46L101 18L94 0L0 1V56L19 55V53L34 49L58 47ZM231 172L236 178L238 170L233 169ZM187 175L188 177H185L184 173L169 175L173 187L188 191L187 195L193 205V209L184 206L181 198L176 197L169 185L174 197L176 215L171 223V231L173 243L179 242L178 245L182 246V249H179L177 245L175 249L181 264H264V260H258L260 258L244 259L242 253L227 249L213 252L198 243L200 240L197 238L202 234L200 227L206 226L202 219L213 217L217 212L215 207L222 202L227 203L225 195L212 193V191L220 190L217 189L220 183L226 184L225 188L234 187V184L230 183L232 178L217 182L216 173L203 174L200 169L197 174ZM189 179H192V183ZM203 209L206 213L202 217L192 218L190 216L191 213H202ZM209 212L210 215H208ZM178 216L179 220L182 217H188V221L181 228L179 226L181 223L177 222ZM189 225L191 238L187 232ZM205 228L207 236L211 237L214 229L208 226ZM138 241L149 251L148 254L158 252L157 233L153 231L142 233ZM183 245H185L184 248ZM143 247L141 248L144 250ZM54 250L63 252L65 255L56 261L57 264H62L63 259L71 257L66 248H55ZM213 259L219 261H212ZM70 261L67 259L66 262ZM45 262L48 264V261L45 260Z\"/></svg>",
  "mask_w": 264,
  "mask_h": 264
},
{
  "label": "built area",
  "instance_id": "obj_4",
  "mask_svg": "<svg viewBox=\"0 0 264 264\" xmlns=\"http://www.w3.org/2000/svg\"><path fill=\"white\" fill-rule=\"evenodd\" d=\"M119 1L122 5L121 31H122V39H123V44H124V51L126 54V58L129 62L128 64H129V67L131 69V72L133 74H136L137 68H138V63H136L137 45H136V41L134 39V36L132 34L131 26L129 25L128 20H127L128 18H127V14L125 12V9H124L123 0H119ZM126 81L129 83V86H130V80L128 79ZM169 178H170V176H169ZM157 180H159L158 182L160 184V178L158 176V173H157ZM173 250L175 252L174 247H173ZM174 258H175V264H177L176 255Z\"/></svg>",
  "mask_w": 264,
  "mask_h": 264
}]
</instances>
